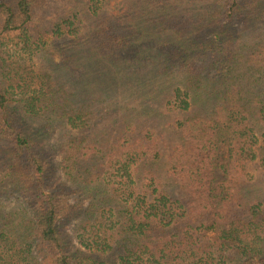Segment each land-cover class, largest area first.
<instances>
[{"label":"trees","instance_id":"1","mask_svg":"<svg viewBox=\"0 0 264 264\" xmlns=\"http://www.w3.org/2000/svg\"><path fill=\"white\" fill-rule=\"evenodd\" d=\"M111 1L122 9L101 15ZM47 12L53 35H69L72 64L59 68L86 93L71 106L54 100L65 83L42 88L16 118L0 91L1 176L19 192L37 186L34 211L16 224L0 214V262L114 264L98 252L117 253L116 264H264V0H0V50L18 37L38 52L32 24ZM29 116L42 121L32 133ZM48 152L70 188L39 191ZM72 215L88 256L62 242Z\"/></svg>","mask_w":264,"mask_h":264},{"label":"rangeland","instance_id":"2","mask_svg":"<svg viewBox=\"0 0 264 264\" xmlns=\"http://www.w3.org/2000/svg\"><path fill=\"white\" fill-rule=\"evenodd\" d=\"M62 0H52V2L56 5H61ZM128 1V0H127ZM140 2V0H138ZM129 5V2H127ZM122 7L117 6L116 1H111L105 4L100 12L101 15H114ZM111 12V13H110ZM50 14L41 13L39 15L36 14L34 22L32 24L31 35L35 37V39H41L43 41L39 42V50L38 52H29L21 49V46L16 45L18 41L17 38L8 37L10 40L9 45L4 51L0 50V91L4 93L7 91L9 96L12 99L11 107L15 109L16 118L19 117L18 114L21 111V102L22 98H31L32 96H37V93L40 89L52 88L58 90V86L65 83L63 90L66 92L65 94L59 93L60 99H54L56 104H72L76 101V98L81 97L86 91H81L82 93L79 95L78 93L75 95L69 86L71 84L67 75L68 72L62 70L59 67H63L66 63L72 64V61L66 59L68 53L65 50V44L69 42V35L65 34L64 38H56L53 35V26L50 21ZM89 25L86 23L79 31L82 35L86 29V26ZM81 71H76L75 74H80ZM84 73V71H83ZM20 79L25 80L29 86L26 89H19L16 87L17 80ZM97 80L98 77H95ZM95 82V81H93ZM89 83V78H85V83ZM89 88H93L92 92L101 98V93L99 91V87H93L91 84ZM86 98L87 95H85ZM65 98V101L64 100ZM50 101H46L48 104ZM1 117V114H0ZM31 121L24 117L28 132L32 133L35 130L42 126V121L37 117L29 116ZM55 133L51 134L48 144L50 146L55 143ZM10 147V143L8 140L2 139L0 149L2 151L6 150V148ZM226 153V148L224 146L217 145L216 151H214V155L217 156V159L220 163L224 165L227 164V157L224 155ZM60 157L54 155L52 152H48L47 162L49 163L50 170L46 175V178L43 182V188L39 191H42L44 194H49L52 190L58 191L65 188H70L71 184L64 182L62 176L56 171L55 165L59 162ZM216 161V158L211 159V163ZM6 158L0 160V214L5 215L6 217H10L13 220V224L18 223L21 215V210L34 211L37 206L36 194H37V186L35 184H31L28 187L24 188L21 192L17 191L15 185L12 183H7L3 181L1 176L2 170L5 168ZM13 163V161L11 162ZM10 164V162L8 163ZM23 164V163H21ZM165 174H167L166 169ZM251 174L257 173L255 168L250 170ZM250 174V175H251ZM213 175L216 177V182H220L223 179V173L219 170H213ZM2 180V181H1ZM60 188V189H58ZM72 202V201H71ZM17 214V215H16ZM83 218L81 215H72L66 217L63 222L59 225L60 235L62 242L66 248V252H70L72 256L75 257H83L88 256V252L85 249H80L79 244L77 243L80 240L79 235H82L83 239L86 237V233L83 232L82 229ZM13 240V238H12ZM14 241V240H13ZM14 242L19 243V240H15ZM15 243V244H16ZM10 245H12L10 243ZM15 248V247H14ZM13 250V249H12ZM90 256L96 261H109L110 263L116 264L117 261V253H89ZM116 259V260H115ZM78 264L77 259L74 258V263ZM0 264H5L0 262Z\"/></svg>","mask_w":264,"mask_h":264}]
</instances>
